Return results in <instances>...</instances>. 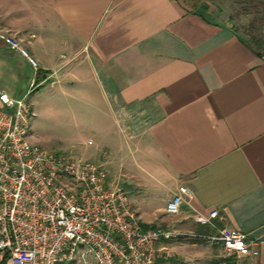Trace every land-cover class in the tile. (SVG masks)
Wrapping results in <instances>:
<instances>
[{
	"label": "crops",
	"instance_id": "crops-1",
	"mask_svg": "<svg viewBox=\"0 0 264 264\" xmlns=\"http://www.w3.org/2000/svg\"><path fill=\"white\" fill-rule=\"evenodd\" d=\"M225 3L2 0L0 31L20 39L39 61L42 85L51 80L63 89L88 69L112 125L121 131L126 123L136 132L133 140L118 138L114 153L153 164V187L162 188L165 202L130 196L147 227L208 235L231 225L261 242L259 255L241 264H264V53L234 26ZM33 76L27 59L0 39V91L18 97L16 88L29 89ZM122 161L117 177L108 171L110 181L136 187L138 177L124 172ZM179 185L195 196L172 215L166 206ZM212 208L220 212L216 227L194 220ZM163 245L173 255L160 264L224 260L221 244L207 239Z\"/></svg>",
	"mask_w": 264,
	"mask_h": 264
},
{
	"label": "built area",
	"instance_id": "built-area-1",
	"mask_svg": "<svg viewBox=\"0 0 264 264\" xmlns=\"http://www.w3.org/2000/svg\"><path fill=\"white\" fill-rule=\"evenodd\" d=\"M0 39L34 70L24 96L0 91V264H160L172 257L163 243L173 239L220 243L221 264H241L259 255L260 241L227 224L208 235L145 227L127 188L110 181L104 163L52 152L34 142L29 94L42 85L40 63L20 39L4 31ZM194 196L189 185H179L167 213L179 214ZM219 217V209L212 208L193 218L216 227Z\"/></svg>",
	"mask_w": 264,
	"mask_h": 264
},
{
	"label": "rangeland",
	"instance_id": "rangeland-1",
	"mask_svg": "<svg viewBox=\"0 0 264 264\" xmlns=\"http://www.w3.org/2000/svg\"><path fill=\"white\" fill-rule=\"evenodd\" d=\"M185 1L189 5L202 3L210 7H216L225 2L229 3L233 8L231 15L235 20L234 26L246 34L256 50L264 53V0ZM87 70L84 75L82 73L81 77L74 75L75 77L70 78V83L65 80L64 84L60 85L63 89H60L59 86H52L50 80L29 94V101L34 110L31 128L32 140L52 152H66L75 158L105 162L108 171L113 172L111 174L114 178L117 177L118 162L123 160L124 163L126 162L124 172L139 179V181H133L136 186L133 188L130 187L133 186L131 183H129L130 186L128 183H123V188H127L129 192V198L150 199L156 206H161L165 202V197L158 184L153 187L155 181L152 178H156L150 173L153 164L141 155L129 154L128 156L124 151L118 152V154L114 153L117 145L121 143L117 141L118 138L124 137L133 140L137 134L132 129L130 130L126 123H121V131L112 125L110 116L104 108L105 105L98 86L89 78ZM16 90L18 97H22L28 89L20 84ZM134 119L132 118L133 121H136ZM103 130L110 131V133L104 134ZM133 145L136 147L137 142L135 141ZM157 176L160 177L159 180L163 178L162 175L158 174ZM126 177L128 176L126 175ZM131 203L133 205V202ZM73 262L81 264L78 263V260Z\"/></svg>",
	"mask_w": 264,
	"mask_h": 264
},
{
	"label": "trees",
	"instance_id": "trees-1",
	"mask_svg": "<svg viewBox=\"0 0 264 264\" xmlns=\"http://www.w3.org/2000/svg\"><path fill=\"white\" fill-rule=\"evenodd\" d=\"M250 43H251V42H250ZM44 76H45V73L42 72V71H39V72H38V75H37V77H38V81H42ZM144 226L147 227L146 225H144Z\"/></svg>",
	"mask_w": 264,
	"mask_h": 264
}]
</instances>
